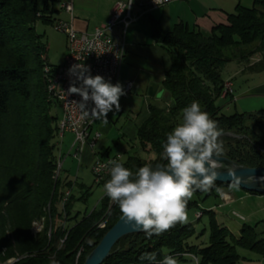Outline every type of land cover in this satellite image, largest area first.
Segmentation results:
<instances>
[{"label": "trees", "instance_id": "trees-1", "mask_svg": "<svg viewBox=\"0 0 264 264\" xmlns=\"http://www.w3.org/2000/svg\"><path fill=\"white\" fill-rule=\"evenodd\" d=\"M41 1L0 0V263L84 264L122 214L115 204L107 228L100 230L97 225L109 208L107 195L99 209L80 219V213L73 211V192L63 203L65 191L74 184L56 176L60 116L54 110L60 105L48 92L43 71L49 65L46 47L35 28L38 21L55 22L52 9L46 3L40 5ZM152 37L170 59L162 86L171 106H150L137 131L139 143L156 159L147 162L129 156L123 166L135 173L144 165L166 164L162 153L167 135L182 122V110L197 101L218 122L222 134L243 136L221 137V156L242 166L264 167V111L227 114L225 105L218 104L229 63L242 65L249 74L264 71V0H254L251 8L238 5L228 15V23L215 26L209 34L184 23L164 31L152 20ZM229 186L216 182L210 190L193 195L207 198ZM198 205L192 197L187 211ZM204 215L208 217L207 243L201 240L205 230L197 234L194 224L178 223L151 238L144 232L125 236L102 264H159L167 255L179 258L183 253L199 257V264H240L238 249L264 255V238L255 226L244 224L236 236L218 222L213 210L203 211ZM37 222L43 227L35 234ZM146 253H155L156 261L141 260Z\"/></svg>", "mask_w": 264, "mask_h": 264}, {"label": "clouds", "instance_id": "clouds-1", "mask_svg": "<svg viewBox=\"0 0 264 264\" xmlns=\"http://www.w3.org/2000/svg\"><path fill=\"white\" fill-rule=\"evenodd\" d=\"M68 72L73 79L67 94L81 98L71 101L80 117L107 124L108 113L113 108L116 111L121 108L119 101L125 95L123 86L101 75L92 76L90 67L85 64H74ZM182 112V122L168 133L163 144L162 158L166 164H157L155 168L144 165L133 173L117 160L109 161L110 179L104 184L105 194L118 204L125 222L132 223L149 238L169 231L178 223H187V205L194 192L210 190L219 177L220 165L213 158L223 154L218 122L202 110L197 101ZM238 185L239 180L233 187ZM183 255L199 264V257L190 253ZM140 259L155 262L156 254H142ZM159 264H179V261L167 255Z\"/></svg>", "mask_w": 264, "mask_h": 264}, {"label": "crops", "instance_id": "crops-1", "mask_svg": "<svg viewBox=\"0 0 264 264\" xmlns=\"http://www.w3.org/2000/svg\"><path fill=\"white\" fill-rule=\"evenodd\" d=\"M52 1L57 4V10L60 11L59 15H63L55 22L72 20L77 32L91 34L97 27L109 21L111 11L117 2L127 3L130 0ZM150 1L132 0V14L135 20L129 25L125 33V55L118 78V82L123 86L124 90L128 83H132V90L121 96L119 101L121 108L117 112H123L124 108L131 110L137 114L135 118L137 122L139 116H141L139 127L147 119L150 106L160 108H169V105L171 106V101L167 99L166 92L162 86L165 73L170 66V59L160 44L152 37V20L157 21L164 31H170L175 25L184 23L190 29L198 28L204 34H209L215 26L226 25L228 23V15L234 13L238 5L244 8H251L254 3V0H172L164 6L152 8L149 5ZM67 4L72 6L71 14L67 13L63 8ZM114 35L117 38L123 37V27L121 25L115 28ZM225 70H227L228 74L225 82L229 80L232 82L234 93L226 99L221 98L222 105H225L224 111L234 110L251 114L264 111V71L258 74H249L244 72L242 65L236 62L229 63ZM113 110L115 111V108ZM98 124L100 126H97ZM109 126V119L107 124L97 120L92 131L93 133L95 131L105 133ZM71 136L73 137V135ZM93 150L94 148L85 146L81 153V160L85 159L88 163L93 164L98 159ZM106 153L108 154L109 150ZM107 154L105 157L103 156L102 160L110 156ZM123 159L124 163L127 157H123ZM224 190L232 196L234 201L235 199L251 201V205L255 207L252 210V215H257L260 212L264 213V195L234 192L229 187ZM213 196L220 200L218 194H213L210 197ZM208 203L210 204L208 209L215 208L213 201H208ZM195 220L196 218L188 216L187 224H195ZM202 242L207 243L206 241ZM240 255L242 256L240 264H264V255H256L248 251ZM176 259L179 264H194L193 259L190 257L183 256Z\"/></svg>", "mask_w": 264, "mask_h": 264}, {"label": "built area", "instance_id": "built-area-1", "mask_svg": "<svg viewBox=\"0 0 264 264\" xmlns=\"http://www.w3.org/2000/svg\"><path fill=\"white\" fill-rule=\"evenodd\" d=\"M172 0H151L149 5L152 8H157L170 3ZM132 0L127 3L117 2L111 11L109 21L97 27L91 34L79 33L75 30L72 20L63 21L60 20L55 23V29L66 35L67 38V54L64 63L57 67H51L49 65L44 66V76L48 81V92L55 98L61 108V116L58 121V144L60 147L63 145V138L65 134L73 135L72 148H76L77 155L82 153L85 146L94 148L97 140L100 138V133L92 129L94 123L97 120L92 118H81L79 112L75 109L71 103L72 100L79 101L81 98L76 95H68L67 90L72 81V77L69 75V68L74 64H85L90 67L91 75H101L106 80H110L111 83L116 84L120 75V70L123 64L125 55V33L129 25L135 20L132 14ZM63 8L67 13H72V6L70 4L64 5ZM72 16V15H71ZM123 27V37L117 38L114 35V30L117 26ZM78 86V83H77ZM132 90V83H128L124 92L129 93ZM233 84L226 81L224 83L221 97L226 99L232 96ZM93 133V134H92ZM60 157V155H59ZM110 160H117L123 164L122 155H116L109 157L106 160L96 159L91 165V174L94 178L95 184H102L104 181L110 178ZM62 161H58L57 175H59L62 169ZM71 195V189L65 191L63 196V203L67 202ZM218 196L222 204L220 206L232 203L234 200L232 196L224 189L218 190ZM116 203L111 199L109 201V208L103 218L98 223V229L105 230L108 226L111 209ZM203 211L200 210L196 217L202 218ZM243 219V217H241ZM40 224L41 229L35 234L41 232L42 222ZM36 224V223H35ZM83 249H81L76 258L78 262ZM15 260H10L8 263H12Z\"/></svg>", "mask_w": 264, "mask_h": 264}, {"label": "rangeland", "instance_id": "rangeland-1", "mask_svg": "<svg viewBox=\"0 0 264 264\" xmlns=\"http://www.w3.org/2000/svg\"><path fill=\"white\" fill-rule=\"evenodd\" d=\"M43 3H46L47 6L52 9L54 22L59 17L63 16L59 15L60 11L57 10L58 6L55 1L42 0L40 5H43ZM55 23L44 24L41 21H38L35 28L38 34L43 35V42L46 47L44 57L47 64L51 66H60L64 63L68 45L66 35L55 29ZM227 75V70H224L223 77L226 78ZM218 104L222 105V101L219 100ZM54 112L58 116L61 115V109L59 107L55 108ZM234 112V110L226 111L227 114H232ZM136 116L137 114L125 108L121 113H118L116 110L108 113L110 126L108 130H105V133L102 131L100 132L101 138L93 150L98 159H102L103 156L105 157L108 150L109 153L107 155H110L109 157L116 155H122V157L137 156L147 162L156 159V155L148 148H144L137 139V131L141 116H139L138 122L135 119ZM97 126H100V124ZM72 140L73 137L71 135H65L63 138V145L60 147L58 144L57 146L56 154L58 161L59 159L62 161V169L59 173L60 178L62 180L72 181L74 184L73 189L71 190V193L73 192L72 194H74L75 197L73 201V211L80 213V219L83 215H88L95 209H99L102 199L106 194L104 191V185L95 184L94 178L91 174L92 164L85 161V159L81 160V155H77V147L71 149ZM59 141L60 140L58 139V142ZM229 188L234 192H246L239 187H233V185H230ZM87 191H89V194H85ZM81 195L84 197L83 201L79 200ZM193 196L195 200L198 201L199 205L187 212L188 216L194 219L196 218V223L194 222V225L197 229V234H200L203 230H205V233L201 235L202 241L208 242L209 230L207 215H204V217L200 220L195 217L200 209L202 211L213 210L217 214L218 221L236 236L239 235L240 228L244 224H248L255 226L257 228V232L260 233L262 238H264V213L260 212L257 215H252V210H254L255 207L251 205V201H239L235 199L232 203L220 206L222 202L217 200L214 196L208 197L207 199L203 195L195 194ZM207 200L213 201L215 204L214 209H208L210 204ZM241 217H243V219ZM40 229L41 226L39 223L34 224V232H38ZM245 252L246 251L242 249H238L239 254H243Z\"/></svg>", "mask_w": 264, "mask_h": 264}, {"label": "water", "instance_id": "water-1", "mask_svg": "<svg viewBox=\"0 0 264 264\" xmlns=\"http://www.w3.org/2000/svg\"><path fill=\"white\" fill-rule=\"evenodd\" d=\"M221 137L243 138V136L231 132L223 133ZM213 158L217 159L220 165L218 168L219 177L214 183L234 185L239 180L238 187L242 190L264 195V167L251 168L242 166L224 156ZM141 232L143 231L134 228L132 223L125 222L121 217L86 257L84 264H102L110 256L112 249L122 238Z\"/></svg>", "mask_w": 264, "mask_h": 264}]
</instances>
